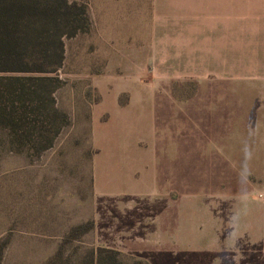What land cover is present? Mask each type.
<instances>
[{
    "label": "rangeland",
    "instance_id": "1",
    "mask_svg": "<svg viewBox=\"0 0 264 264\" xmlns=\"http://www.w3.org/2000/svg\"><path fill=\"white\" fill-rule=\"evenodd\" d=\"M70 1L90 20L65 38L55 96L70 124L39 157L0 149V264L59 250L54 264H84L102 247L99 199L124 200L130 216L159 196L184 211L200 253L232 232L249 237L240 257L264 264V9L236 19L233 41H180L162 0Z\"/></svg>",
    "mask_w": 264,
    "mask_h": 264
},
{
    "label": "trees",
    "instance_id": "2",
    "mask_svg": "<svg viewBox=\"0 0 264 264\" xmlns=\"http://www.w3.org/2000/svg\"><path fill=\"white\" fill-rule=\"evenodd\" d=\"M89 28L86 6L74 1L0 0V149L39 157L54 146L70 124L55 96L64 83L59 70L66 58L65 38ZM81 228L88 232L93 223ZM63 254L59 250L46 264ZM84 264L126 263L120 251L96 247Z\"/></svg>",
    "mask_w": 264,
    "mask_h": 264
},
{
    "label": "crops",
    "instance_id": "3",
    "mask_svg": "<svg viewBox=\"0 0 264 264\" xmlns=\"http://www.w3.org/2000/svg\"><path fill=\"white\" fill-rule=\"evenodd\" d=\"M161 3L164 7L161 24L178 26L180 41H213L215 38L210 36L215 33L224 34L225 41H233L236 19L241 17L244 25L251 11L258 14L264 9V0H162ZM166 150L165 155L170 154L169 149ZM156 155L154 167L159 161ZM165 159L169 160L166 156ZM99 200L97 228L102 247L136 255L147 264H249L240 257L243 252L240 245L249 237L230 235L232 232L219 233L216 240L221 243H213L215 246L211 244L207 253H200L201 238L194 233L187 235L184 211L171 210L167 198L159 196L151 214L143 208L130 216L124 215L127 209L122 205L124 200ZM120 212L123 215L119 217ZM229 249L234 252L232 259L224 258V261L213 257L218 251Z\"/></svg>",
    "mask_w": 264,
    "mask_h": 264
}]
</instances>
